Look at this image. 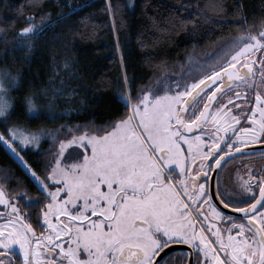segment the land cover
Wrapping results in <instances>:
<instances>
[{
    "label": "snow or ice",
    "instance_id": "1",
    "mask_svg": "<svg viewBox=\"0 0 264 264\" xmlns=\"http://www.w3.org/2000/svg\"><path fill=\"white\" fill-rule=\"evenodd\" d=\"M209 6L223 7L220 0ZM237 11L244 19L242 8ZM201 14L207 15L202 10ZM44 23L29 24L20 32L35 35ZM259 25L264 29V19ZM241 26L250 27L246 21ZM260 29L256 34L243 31L226 43L210 64L200 65L202 74L191 83L166 77L157 87L142 90L135 102L125 92L124 116L100 125L94 121L78 125V131L89 126L95 131L65 141L54 138L59 147L50 160L46 158L44 177H37L49 201L42 213L41 227L46 225V231L37 234L0 185V205L10 204L11 209L0 214V264H15L14 246L22 264H188L187 252L161 255L178 240L198 250L196 264H264V176L252 177L249 172L245 179L237 173L230 182L217 177L211 192L196 179L207 181V174L201 176L205 167L220 169L235 156L249 153L250 144L264 140V31ZM18 43L31 50L29 40ZM257 51L262 53L259 76L254 69ZM249 87L252 96L244 97V106L233 103L240 99L234 88ZM28 102L36 106L32 98ZM253 102L255 106L248 107ZM243 120L252 126L243 127ZM6 131L18 135L15 129ZM41 135L51 134L41 130ZM19 138L23 144L38 146L40 136L19 133ZM258 155L264 160V152ZM197 161V168L191 169ZM170 166L179 168L176 175L181 178L176 182ZM26 167L31 171L30 165ZM258 171L264 172V165ZM3 176L9 179L8 171ZM257 179L258 195H250ZM46 181L53 186L49 188ZM200 201H206L210 215ZM218 204L225 209L238 205L234 210L242 214V222L234 223L237 218L227 216ZM213 220H226L229 226L222 231Z\"/></svg>",
    "mask_w": 264,
    "mask_h": 264
},
{
    "label": "trees",
    "instance_id": "2",
    "mask_svg": "<svg viewBox=\"0 0 264 264\" xmlns=\"http://www.w3.org/2000/svg\"><path fill=\"white\" fill-rule=\"evenodd\" d=\"M211 2L39 0L37 5L35 0H0V68L20 74L10 93L7 123L0 118V131L9 137L10 128L40 134L47 130L51 135H41L36 148H18L44 173L46 158L59 147L54 138L65 141L83 130L95 131L91 126L78 131V125L124 116L123 93L135 102L142 90L157 87L184 68V74L198 75L200 68L190 69L193 63L210 64L241 32L256 34L260 29L264 0H220L223 7L217 10ZM42 21L46 23L37 34L20 32ZM245 21L250 27L241 26ZM18 39L29 40L31 50ZM28 98L34 108H29ZM0 180L15 192L31 188L29 175L1 140Z\"/></svg>",
    "mask_w": 264,
    "mask_h": 264
},
{
    "label": "flooded vegetation",
    "instance_id": "3",
    "mask_svg": "<svg viewBox=\"0 0 264 264\" xmlns=\"http://www.w3.org/2000/svg\"><path fill=\"white\" fill-rule=\"evenodd\" d=\"M256 60L254 62V69L256 70L257 76H259V71H260V63L259 60L262 56V53L260 51H257L254 53ZM243 63V61H241ZM239 67V65H237ZM242 68H240L241 71ZM244 71V70H243ZM241 73H243L241 71ZM223 87V85H221ZM207 91V90H206ZM234 91L237 93H240V99L239 101L234 100L233 103L239 102L241 106H244V97L245 96H252V89L249 88H234ZM231 96L232 93H229ZM215 104V102H213ZM254 102L252 104H249L248 107H253ZM233 114H235V109H233ZM243 127H251L252 122L248 120H243L241 122ZM102 135V134H99ZM231 135V133H229ZM183 148H186V145H182ZM250 152L245 153L244 155L240 156H235L231 161L227 162L222 168L216 169L213 168L212 170H209L207 167L203 170L201 173V176L207 174V181H205L202 178H196L198 179L199 183H205L206 187L208 188L209 192H211L215 186V181L217 177H219L222 181H234L236 179L237 173H239L240 176H243L245 179H247V175L250 172L252 177H259V176H264V172L258 171L262 165H264V160L259 158V153L264 152V140L252 143L249 145ZM206 151V147L204 148ZM187 155V153H185ZM24 158V157H23ZM24 161L26 162L27 165H30L29 162L24 158ZM199 161H197L196 165H191V169L195 170L197 168ZM207 164V161L205 162ZM31 166V165H30ZM174 168L173 171V181L176 182L178 181L181 177L177 176L176 173L179 172V168L177 166H170ZM50 170V169H48ZM32 171L36 173V176L32 175ZM27 174L30 177L31 180V188L29 190H20L19 192H15L13 190L7 189L5 185L2 183L0 185H3V187L6 190V193H9V200L10 203H15L17 207L21 210L19 213L20 215L24 216V219L27 223H30L33 225V227L36 229L37 234H39L42 231H46V225L44 227H41V225L44 224L43 221V216L42 213L45 209V205L49 202L48 199H45L44 197L47 195L46 192H44L40 186L39 181L37 180V177H44V173H40L36 169H34L31 166V171L30 173L27 172ZM193 177L195 176V171L192 172ZM48 183L49 188L53 186L52 181H46ZM57 187H62V183H56ZM252 186L254 188V192L251 193L250 195H258L259 192V183L258 179L253 180ZM25 193L27 195V198L25 197ZM65 193H61L60 198H63ZM213 202L217 200L216 197H213ZM250 202V201H249ZM200 203H204L205 205V214L210 215V210L207 208V203L206 201H200ZM238 205L233 206V208H227L225 209L222 205H217V207L225 212L227 216L231 217H236L234 223L239 224L242 222L241 215L240 213H237L234 209ZM196 205H193V208H195ZM10 204H5V205H0V214H5L10 212ZM91 216V213H89ZM5 218H7L5 216ZM14 218V217H13ZM39 218V222L38 221ZM55 219V217L53 218ZM63 219V217H61ZM199 219V218H198ZM213 224L218 225L221 230L223 231L226 227L229 226V222L226 220H213ZM211 231V229H209ZM225 235L227 233L225 232ZM209 239H212L211 236L208 237ZM63 239V238H62ZM65 245H67V241L65 240ZM15 251L13 252V255L16 257L15 259V264H22V256L21 253L19 252L18 246H14ZM198 250L193 247L191 244H186L182 241H176L174 243H171L168 248L164 250L161 255H165L166 253L172 252V253H179L183 254L185 252L189 253L190 255L188 256V264H196V252ZM200 261L203 262L204 260V255L201 252L200 253Z\"/></svg>",
    "mask_w": 264,
    "mask_h": 264
},
{
    "label": "rangeland",
    "instance_id": "4",
    "mask_svg": "<svg viewBox=\"0 0 264 264\" xmlns=\"http://www.w3.org/2000/svg\"><path fill=\"white\" fill-rule=\"evenodd\" d=\"M245 42H247V41H245ZM192 65L193 66H191V68H190L191 70H195V69L200 68V66L196 65L195 63H193ZM183 71H185V68L183 70L179 71V73H177V76L172 77L171 75H169L170 77H168V79L169 80H172V81L175 79V81H173V82H179L182 79H185L186 78L188 80V82L191 83L192 82V78H198L202 74V73H200L198 75H190V74H186V73L184 74ZM11 129L17 130L18 135L17 136H13L11 134V132H9L10 133L9 137L4 135V139H0V140L3 143V145L9 150V152L15 157V159L20 163V165L25 169V171L28 172V173H30V170H29L28 167H26L24 158L19 153V151H18L19 149L18 148L19 147L20 148H26V147L36 148L37 145L36 144H32V143H30V144H23L21 142L20 138H19V133H24V134L35 133L36 135H39L40 136L39 143L41 141V134L40 133H37V132H33V131L26 130V129H23V128H11ZM83 131H87V130H83ZM0 133H2V132L0 131ZM97 135H99V134H97ZM74 136H77V135H74ZM70 138H68V139H70ZM68 139H66V140H68ZM7 140H12V144L10 145L9 143H7L6 142ZM38 146H39V144H38ZM69 163H71V161H69ZM0 184H2L1 180H0Z\"/></svg>",
    "mask_w": 264,
    "mask_h": 264
},
{
    "label": "clouds",
    "instance_id": "5",
    "mask_svg": "<svg viewBox=\"0 0 264 264\" xmlns=\"http://www.w3.org/2000/svg\"><path fill=\"white\" fill-rule=\"evenodd\" d=\"M20 74L11 71L7 67L0 68V104L3 105L0 108V117H6L11 107V96L10 93L13 87L19 83ZM29 108L32 105L28 102Z\"/></svg>",
    "mask_w": 264,
    "mask_h": 264
},
{
    "label": "water",
    "instance_id": "6",
    "mask_svg": "<svg viewBox=\"0 0 264 264\" xmlns=\"http://www.w3.org/2000/svg\"><path fill=\"white\" fill-rule=\"evenodd\" d=\"M243 70H244V69L242 68L241 71L243 72Z\"/></svg>",
    "mask_w": 264,
    "mask_h": 264
}]
</instances>
